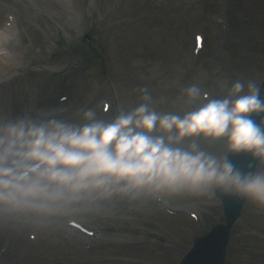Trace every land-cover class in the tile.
<instances>
[{"label":"rangeland","instance_id":"obj_1","mask_svg":"<svg viewBox=\"0 0 264 264\" xmlns=\"http://www.w3.org/2000/svg\"><path fill=\"white\" fill-rule=\"evenodd\" d=\"M85 1L91 7L80 22L51 0H0L22 31L17 63L2 76L0 112L36 111V104L45 111L53 103L46 108L65 117L86 107L108 117L140 103L146 91L158 111L179 113L189 107L190 86L220 96L225 82L260 84L264 77V0ZM1 12L3 22L8 12ZM91 36L100 52L90 48ZM222 48L228 63L215 57ZM65 96L71 100L59 103ZM200 143L209 151L222 147ZM168 204L178 213L164 201L113 200L66 220L38 222L26 234L34 255L24 254L21 264H179L196 237L224 221L222 205L216 197ZM73 221L93 235L72 229ZM78 233L86 243H77ZM226 264H264V208L244 204Z\"/></svg>","mask_w":264,"mask_h":264},{"label":"clouds","instance_id":"obj_2","mask_svg":"<svg viewBox=\"0 0 264 264\" xmlns=\"http://www.w3.org/2000/svg\"><path fill=\"white\" fill-rule=\"evenodd\" d=\"M15 34L14 23H0V62L11 58ZM222 87L220 96L186 88L189 107L179 113L158 111L143 90L140 103L108 117L96 107L71 117L0 112V218L45 223L113 200L181 197L231 196L264 208V95L252 79ZM239 155L249 157L244 167L229 158Z\"/></svg>","mask_w":264,"mask_h":264},{"label":"bare ground","instance_id":"obj_3","mask_svg":"<svg viewBox=\"0 0 264 264\" xmlns=\"http://www.w3.org/2000/svg\"><path fill=\"white\" fill-rule=\"evenodd\" d=\"M51 2L61 5L62 8H66L67 13L73 19H75V21L79 20L78 18H80V22L83 21L85 17L84 15L87 13V8L91 7V5L88 6L89 4H86L87 2L85 0H51ZM10 8V6L0 2V12H8L5 20L14 23L16 28L15 36L10 42H7L6 44L12 54L11 58H9L6 62H0V84L4 82L2 79L7 76L6 75L4 78H2L4 73L7 70L9 71L11 68L9 65H14L17 63V50L19 48L20 40V36H17V34H21L20 32H22L18 28L19 26L16 21L17 17L13 12L9 11ZM0 23L2 22L0 21ZM59 24L62 28L67 27L65 20L60 21ZM37 224V221L30 219L0 218V264H21L22 256L24 254L28 253L30 255H34L35 249L33 248L31 237L27 238L26 234L29 231H35V226H37ZM74 239L80 245L86 243L87 240L79 233L75 234ZM52 240L54 241V238H52ZM54 243H56V241H54ZM53 246L54 244L52 243L49 246V250Z\"/></svg>","mask_w":264,"mask_h":264},{"label":"water","instance_id":"obj_4","mask_svg":"<svg viewBox=\"0 0 264 264\" xmlns=\"http://www.w3.org/2000/svg\"><path fill=\"white\" fill-rule=\"evenodd\" d=\"M234 163V161H233ZM231 197V196H230ZM243 201L238 198H229L225 201L227 210V224L216 227L204 239L199 240L193 251V264H222L224 247L232 222L236 219L241 209ZM230 208L232 209L230 211ZM206 247L210 250L203 251ZM187 261H185V264Z\"/></svg>","mask_w":264,"mask_h":264}]
</instances>
